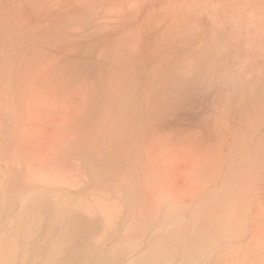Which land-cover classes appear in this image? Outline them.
<instances>
[{
    "label": "rangeland",
    "instance_id": "obj_1",
    "mask_svg": "<svg viewBox=\"0 0 264 264\" xmlns=\"http://www.w3.org/2000/svg\"><path fill=\"white\" fill-rule=\"evenodd\" d=\"M5 1H6V3H5ZM5 1L0 0V4H1L0 5V12L1 13L2 12H8L9 14L7 16L12 14L11 15L12 17L10 16L11 18L9 19L6 16V13H4V14L2 13L3 15L6 16L5 21H8V23L10 22L9 24H7V25L5 24V26H2L3 27L2 30H4V32L6 33V31L9 29L12 31V29H14L12 27H14L15 25H16L15 27H18V28H15V30H14V32L16 34L13 33V31H12V33L15 34V35L11 34L13 39H12L11 35L9 36V38H11L10 40H12V41H10V40L6 41V43L8 42V44H9V46H6L8 48L5 51L1 50L3 48L0 49L2 56H3V53H2L3 51H4V53L7 52V54H9V55L5 54V56H6L5 58L7 60V58L9 57L7 61L8 62L11 61V65L13 66V67L10 66V69L13 68L15 70V72L13 70H11L13 72L8 73L10 75L12 74V76L9 75L10 77L8 80H7L8 74L6 73L7 76L5 79L6 80L5 83H7V82L8 83H7V85L4 83L3 84H4V86L5 85L7 86V88L6 87H4V88H6L9 95H10V93H11V95L16 94L17 97H15V98H17V99L15 100L14 96L11 97V95L9 96L8 94L4 97H6V99H7V96H9L8 99L11 97L13 100H15V102L18 101L16 103L17 104L20 103L21 106L19 105L17 107L18 108L20 107L18 110L21 109L19 111L21 113H19L17 111L18 112L17 115H16V113L12 114V113H14V111H13L12 113H9L12 115H9L7 112H10V110H11V107L8 106V104H10V103L7 102V106H8L7 112L4 108V106H2L3 107L2 110L5 111V120H7L8 118H10V116H13V115H15L16 117L18 116L17 118L12 117L13 120H12V118H10V120L8 119L6 122L11 121V123H13V124H14V122H17V121L18 122L14 125L12 124L13 125L12 126V125H10L11 123L7 124L6 122L5 123L3 122L4 123V125H3V124H1L2 120L0 121L1 122L0 124L4 126V127L3 126L0 127V134L1 135H2V133H1L2 130H3V135H6L5 133L9 132L10 130L11 131L14 130L13 135H15V133L17 134L16 136H14V137H16L15 139H13L14 137L10 138V136L12 137V134H9V133L7 134V135H9L8 138L11 139L13 142L12 141L9 142L10 140H7L8 138L5 139V137L3 138V136L0 135V147H3V145H4L3 140L4 139L7 141L6 144L9 142L7 144V147H9L7 149V152L8 151H11V152L13 151V152L12 153L8 152V155L10 154V156H8V162L13 163V162H15V160L16 161L18 160V162H16V164L19 163V164H17L18 166L14 168V167H11L9 163H7L9 166L6 164L7 160L6 161L4 160L5 164H3V162H1L2 160L0 159L1 160L0 165L2 168L4 167L8 170V168L11 167L10 170H15V171L18 168L17 169L18 172H22L23 174H25V177L29 176L31 178V179L26 178V180L30 179L29 182L33 180V182H35L37 186L46 185L45 182L42 181V178L44 176H48L50 178V181H52V183L49 185H46V186H49V190H50V192H52L50 194H52V195L56 194L57 195V196L55 195V198H57V199H58V195L59 196L60 195L61 196H69L70 195L69 193H72V196L75 197V195L79 191L80 192L78 194L88 193V187L90 188V175H89L88 169L85 165V157L91 153L94 154V152L96 153V151H100L101 148L104 146V145H102V143L105 141L107 142L113 138V135L115 134L114 133L115 130L113 129L114 127L111 128L114 130V132H113V130L111 131V129H110V131H108V129H107L108 127L110 128L113 124L118 123L117 114L113 113V111H115L118 108L117 112L118 113L120 111L122 112V110H123L122 108L125 106V104L127 102L126 98L128 99V97H129V96L126 97V95L130 92L129 91L130 89H128V87H130V86H128V87L126 86V88H125L123 85H127L130 81H134L135 83H133V85L135 87H137V89L135 88V90H134V94L137 92L136 95H138V93L142 89L144 94L142 92H140V93H142V95L140 94V97L145 95V92L143 89V87H144L146 93L150 95V93L147 92L146 88L147 89L151 88L150 90L154 91V92L150 91L151 94L152 93L156 94V95L152 94L153 98L152 97L151 98L155 99L156 101L153 100V104L155 107V109H154L153 106L152 107L150 106L151 108H149L148 107L149 105H147V106L144 105V102H145L144 100H145L146 96H149V95H145L144 98H142V97L137 98L136 97V102L138 99V101H140L139 104H141V106L144 105L145 107L144 106L140 107V105L136 103L139 106L133 107V108H135L133 111H135L136 108H138V110L140 108L141 109V110H139L140 113H143L142 111H145L146 114H149V117H151L153 114L147 113V112H150V110L152 109L153 113L158 114L157 109L158 110L160 109L159 114H158L159 117L157 116V114L153 115L154 118H156V119L153 118L154 121L152 119H149V117H147V115L144 114L146 116L145 117L146 120L148 118L149 121L147 122L144 119V122H145V124L143 122L144 125H142V124L139 125L137 123L138 128H135V131H137V134H136V136L133 137L134 141L132 140L133 138H130L131 143L127 142V145H126L127 149H126L125 154H126V156H129L130 158L127 159L125 164L129 168V171L132 172L131 174L130 173L129 174L133 176V182L135 183L136 187L138 186L137 187L138 190H140L141 189L140 187L144 185L143 187L146 188V190H145V188L143 189L144 193L146 194V192H147V195L151 194V197H154L153 194L156 193L155 191L157 190V194H155V198L148 199V200L151 201L152 203H154L153 205L157 206L158 208L160 206L164 207L165 204H167L168 206L167 207L165 206L164 209L168 208V207L170 208V206L173 204L177 203L179 205V201L181 204L185 203L186 205L190 203V207H191V204H192L191 202L196 203V201L199 198H202V197H200V195L202 194L204 196L205 192H207V194L208 193L209 194L214 193V195H213L215 197L214 199H216L219 202L220 200H222L220 198V196L222 197V194L216 195V193H217L216 191L218 190V188H220L219 190H222L221 189L222 185L224 187L227 184L226 187L223 188L226 191L227 186H229L228 183L234 182L235 186H234V183H232L233 188L231 189L232 184L230 185V190L228 188V192L230 193V195H228V193L226 194V196H228L227 201L232 199L230 202H232V201L234 203L236 202L237 205L234 204L236 206V208H237L238 204H239V206H243V209H244L243 212L244 213H243V216L241 217L243 220H241V219L238 220L242 223L239 224L237 227H239L241 225V227L245 230V232H248V233L245 234L244 231L242 232L244 234V235L243 234L241 235V237L243 239L240 238V236H239V239L235 240V239L231 238L232 237L231 234L229 236H227V238L225 237L226 239H228V237H230L231 241L235 240V241H233L234 242L233 247L237 246L235 248H233L231 246L228 249L231 250V248H232L234 251V249L238 248L237 251H239L238 254H240V249L242 247H243L242 250L244 248L246 249V247H248L249 250H251L250 248H252L253 249L252 251L256 252L257 248H259L261 246L258 247L257 245H255L256 244L255 239L261 240L260 242H262V244L264 246V238H262L264 236V230H263V228H264V168H263L264 167V161L262 163H256V161H258L257 159L259 158V156L261 154L258 155V158L255 157L256 155L253 156V154H252V153H254V154L256 153V148H258L260 146V143H262L263 140L261 142H260V140L263 138V135H264V131H263L264 128H262L264 126H261L264 123L263 122L264 121V111H262V110H264V102H263L264 101V0H255V1L249 0L248 2H247V0L246 1L245 0H243V1L242 0H229V1L228 0H40V1L38 0V3H36L37 0H16V1L15 0H12V1L5 0ZM231 1H233L234 4H232L233 2L231 3ZM39 2H42V3L39 4ZM13 3L14 4L16 3V4L14 5ZM7 4H9L11 8L9 7V5H8L9 8L8 7L6 8L5 5H7ZM12 5H13V7H12ZM32 6H33V8H32ZM6 9H9V10L7 11ZM10 10H12V11L9 12ZM88 13L90 14V16ZM84 14H86V15L88 14L89 18H88V16H86ZM1 18H3V17L1 16ZM1 18H0V20H1ZM78 18H79V20L76 21V19H78ZM82 18H85V19H82ZM15 19H16V21H15ZM9 20H11L12 22ZM18 20H20V22ZM1 22H4V21L1 20L0 23ZM18 22H19V24H18ZM77 22H78V24H77ZM5 23H7V22H5ZM12 23H14V24H12ZM64 23H68L67 26L69 24L72 25L73 23H75L77 25L74 26L75 25L74 24L73 27L72 26L70 27V25H69V27L66 28L67 26H66V24L64 25ZM10 24H12L13 26ZM58 24L61 25V27H58L57 28L58 30H57L55 26H58ZM9 25L12 27L10 28ZM19 25H21V27ZM79 25L81 28L78 27ZM49 26H50V28H49ZM4 27L7 29H5ZM23 27H24V29H23ZM60 28H62V29H60ZM10 30H9V32H10ZM0 32H1V30H0ZM5 33H4V35H5ZM1 34L3 36V31L0 33V37H2ZM132 34H134L135 37ZM16 35H18V36H16ZM25 36H27V37H25ZM3 38H5V36ZM7 38H8V36H7ZM15 38H16V43H14ZM50 38H52V39H50ZM5 39H1V40H3V43H5L4 42ZM55 39L57 41L60 39L61 41L59 40L58 42H56ZM123 39L125 42L122 41ZM18 40H21V41H18ZM22 40H23V42H22ZM33 41L35 42V44L33 43ZM37 42H38V44H37ZM122 42L125 44L126 43L128 44L129 42L130 43L128 44L129 46H127V45H124ZM137 42H138V44H137L138 47L136 46ZM0 43H1L0 46H3L2 41ZM43 43L47 44V48L49 46V48H48L49 52L47 50H45L46 51V53H44L45 55L41 54L42 53L41 50L44 51V49H42V47H41L42 46L41 44H43ZM16 44H18L17 46H19V44L21 45L18 48L23 47L24 49L25 48L26 49L25 50H22V48H20L21 50L20 49L19 50L14 49L15 48L14 46H16ZM22 44L24 46L27 44L26 45L27 47L26 46L24 47ZM33 44H34L33 47H35L34 49L32 48ZM116 44H117V47L119 45H121V46H119L117 49ZM130 44H132V46H133L132 48H131ZM11 45L13 46V49L10 48ZM37 45H40V46H37ZM52 45L53 46L55 45V47L52 48ZM101 45H102V47H100ZM109 45H111L112 47ZM155 45H157V46L159 45V46L156 47ZM17 46H16V48H17ZM44 46H46V45H43V48H44ZM50 46L52 49L50 48ZM126 46L130 47V49H127ZM103 47H104V50H103ZM120 47L121 48L123 47V49H121ZM99 48H102V49H99ZM8 49H10L11 51ZM114 49H115V51H113ZM126 49L129 50V52L126 51ZM26 50H28V52ZM52 50H54V51H52ZM107 50H109V51L107 52ZM110 50H112L113 52L112 51L110 52ZM117 50L123 52V54L125 52L126 56H127V54H130V55L132 54V52H130V51L136 52V53L134 52L132 54V56L135 55V57L127 56V57H129L128 60H130V58H131V60L129 62L131 64L129 66L127 65L128 64L127 62L124 64V62H125L124 58H123L124 62L121 60L123 62V66L126 65L125 69H128L129 72L131 73V75L129 76L130 80H128L129 77L128 78L123 77V79L125 78L128 80V83L126 81L125 84L122 85V88H121V89H123L122 92L120 89H118V91H116V93H119V90H120L121 94H118L119 97L116 93L115 94L117 95V97H116V95L114 96L112 93H111L112 97L110 96V93H108L109 96H108V94L103 95V97L104 96L108 97V99H107V97H106V99L104 97V99L106 100L105 105L107 103L108 104L107 106H109V104H110L107 102L109 100V98H111V100H112L115 97L114 98L115 100L114 99L113 100L115 102L116 107H115V109L113 107V109H112L113 111L111 109L108 110V108L103 109L106 106H103V108H100V109H102V111L105 110L106 113L109 112V113H107L109 115H110V113H111V115L115 114L116 117L114 115H112V116H114V118H112V119L115 122L113 120L112 121L110 120L111 115L106 116L105 115L106 113L104 114L105 111L103 113L100 111L101 114L100 113L99 114L101 116H99V115L95 116L96 115L95 113H97L96 109H92L95 111V112L92 111V112H94L93 114H95L94 115L95 118H93L94 116L92 115V112L90 113V111H91L90 108H88V109H90V111L87 109L86 112H83L87 108L86 106L89 107V105H86V104L91 105V103L94 102L93 100L96 99L94 97L95 96L94 95L93 96L94 99L93 98H92V100L89 99L92 102H90V103L86 102V104H85V101H86V98L88 95L87 94L88 90H90V88H91L92 93H93V91L95 92V89L99 90V85H98V88H96L97 87L96 84H98L97 82H99L101 88L102 87L106 88V86L109 84V83H107V85H106V82H105V81H108L107 77H109V80L111 78H113V79L116 78V77H114L116 75H113V74H115L114 70H115L116 66L122 67L121 61H120L121 62L120 66L117 65V64H119L118 60H117L118 63L116 61H114L116 63L113 64V59H119V60L122 59V58H119L120 55L117 58H113V55L118 52ZM185 50H186V52H185ZM8 51H10V52H8ZM33 52H36L38 54V56L39 55H41V56L38 57L36 55V53H33ZM96 52H98V53L96 54ZM102 52H105V53H102ZM126 52H127V54H126ZM107 53L108 54L110 53V54L108 55ZM118 53L120 54V52H118ZM187 53L189 56L187 55ZM33 54H34V57L32 56ZM29 55H31V56H29ZM106 55H108V57L110 59L112 57L111 62L113 65L110 64L111 62L108 63L109 58ZM121 55H122V53H121ZM125 55H123V57H126ZM160 55H162V56H160ZM2 56H0V57H2ZM23 56L24 57L27 56V58H25V59L29 63L26 61L25 62L22 61L24 59ZM28 56L30 57V59ZM103 56L105 59L107 58L108 60H105L103 58ZM20 57H22V58H20ZM41 57H42V59H41ZM114 57H116V55H114ZM127 57H126V60H127ZM3 58H4V56H3ZM19 58L21 59L22 62L25 63V64L21 63L22 67L20 66L21 61L17 62L20 60ZM81 59L82 60L84 59V61H82ZM159 59H160L161 63L162 62L163 63L160 65V67H158L159 70L156 71L157 69L155 70L154 66H157L160 64V61H158ZM6 60H4V61H6ZM103 60L106 61L107 63H104ZM0 61L3 62V60H1V59H0ZM30 61L31 62L33 61L32 63H37V64L36 65L32 64V63H30ZM70 61H72V62H70ZM141 61H143V62L141 63ZM8 62H6L7 65H9ZM144 62L146 63V65ZM199 62H201V63H199ZM27 63H28V65H26ZM81 64H83V65H81ZM108 64H110L109 65V67L111 66L110 68L113 67L112 68L113 69L112 74H110L112 72L111 69L106 68L108 66ZM152 64H156V65H152ZM7 65L4 68H6ZM25 65H26V67L27 66L28 67L26 68ZM29 65H31L33 67V69H32V67H29ZM95 65H97V66H95ZM16 66L17 67L19 66V68H18L19 70L17 69ZM82 66H84V67H82ZM101 66H102V68H101ZM130 66H132L133 68ZM164 66H166V67H164ZM81 67H82V69H81ZM96 67H100L101 69L96 68ZM152 67H154V70L156 71V73H159V76H157L158 74L153 75L154 72L151 70ZM171 67H175V68H171ZM179 67L181 69H184V70H182V74H180L181 69H179ZM8 68H9V66H8ZM8 68H6V70H8ZM90 68H91V70H90ZM129 68H131V69H129ZM176 68L179 69L178 72H177ZM2 69L3 68H1V70ZM20 69L23 71H21ZM28 69H30V70L25 73L24 71L28 70ZM34 69H36V70H34ZM116 69H118V68H116ZM133 69H135L136 74L134 73ZM170 69H172V70H170ZM96 70L97 71L100 70L101 74L104 72L103 76L101 77V75L99 74L100 77H98V73H94V72H96ZM147 70H148L149 75L147 74L145 76ZM167 70L169 72H167ZM174 70L177 73H174ZM11 71H9V72H11ZM83 71H85L86 74ZM88 71L91 75L88 73ZM107 71L110 73L108 74ZM125 71H124V73H125ZM140 71H142V72H140ZM117 72L118 71H116V74H117ZM151 72H153V73H151ZM22 73H25V74H22ZM75 73L77 75H79V78H80L79 80H81L82 82L85 81V80H82L83 76L86 77L87 83L85 84V82H84V84H83L84 87H83V85L81 87V88H85V86L87 85L86 88H88V86H89L88 90L84 89V91H86V92L82 91L83 89L81 90V92L79 91L80 86L77 84L78 83L80 84L81 81L78 80V82H77V80L76 81L74 80L75 78L76 79L78 78ZM105 73H106V75H109V76H105ZM161 73L163 75L162 78L160 77ZM16 74H18V76ZM26 74H27V76H25ZM127 74H128V72H127ZM133 74H135V75H133ZM0 75H1V73H0ZM104 76L107 78L106 80H104V78H105ZM119 76H120V78L122 77L121 74H119ZM153 76L157 77V80ZM181 76H183V78H181ZM87 77H88V79L90 78L89 80L92 79V82L90 81L91 83L88 82L89 80L87 79ZM95 77L100 78V79L103 78V79H101L99 81L96 80V84H95V79H96ZM142 77L144 79H142ZM146 77H148L149 79L147 78V80H146ZM159 77H160V79H159ZM22 78H24L26 80H24V79L22 80ZM121 79L118 82H117V79L114 80L115 81L114 86L113 85L110 86V84H109V86H107V87H109V90L111 87L119 88V86L117 84L120 85V83L121 82L123 83V81H124V80L121 81ZM174 79H176V80H174ZM17 80L20 82L21 86L16 84V83H18ZM164 80H166V81H164ZM73 81H75V84L73 83ZM179 81H181V82L183 81V82L179 83ZM116 82H117V84H116ZM145 82H147V83H145ZM166 82H168L167 84L171 85V86L169 87L168 85H166ZM130 83L128 85H131V87H133L132 84H130ZM175 83L177 86L176 89L174 88ZM89 84H92L93 86L90 87ZM102 84H105V86ZM135 84H137V86ZM164 84L166 86V89H165ZM115 85H117V86H115ZM145 85H146V87H145ZM140 86H141V88H140ZM148 86H150V87L148 88ZM151 86H153V87H151ZM1 87H3L2 84H1ZM123 87L125 89H128L127 94L124 93ZM2 89L3 88H1V90ZM104 89L102 91L101 90L100 91L102 93H104ZM105 90L107 91L108 89H105ZM138 90H139V92H138ZM170 91H172V93ZM91 92H89V93L91 94ZM114 92H115V90L113 91V93ZM123 93L125 95H123ZM131 93H133V91ZM3 94H2V96H3ZM134 94H133V96L131 95L133 98H134V96H136ZM172 94H174V95H172ZM176 94H178L177 98L175 96ZM21 95H23V96H21ZM89 95H88V97H90ZM100 95L101 94H99V96L95 100L96 102H97V100H102V102H103V97L101 99H98L100 97ZM121 95H123V96H121ZM179 95H180V97H179ZM120 96L122 98H120ZM132 97H131V99H133ZM157 97H159V99ZM162 97H163V99H161ZM174 97H175V99H174ZM151 98H150L151 102L147 101L145 104L150 103L151 105H153ZM257 98L259 100H257ZM6 99H5V102H6ZM139 99H142V101ZM157 99L159 101H157ZM172 99H174V100H172ZM111 100H109V101H111ZM118 100H119V102H117ZM128 101L130 102V100H128ZM162 101H164V102H162ZM129 102H127L128 105L129 104L132 105ZM131 102H133V101H131ZM134 102H135V100H134ZM154 102L155 103L158 102V104L157 103L155 104ZM167 102L169 103L168 105H167ZM13 103L14 102L12 101V105L11 104L10 105L13 106ZM163 103H165V104H163ZM111 104H113V103H111ZM136 104H133V106H135ZM14 105H15V103H14ZM97 105H99V102ZM97 105L95 107H97ZM259 105H261L262 107H260ZM99 106H101V105H99ZM110 106L112 107V105H110ZM167 106H168V108H167ZM14 107H16V106H14ZM126 107H127V105H126ZM130 107H132V106H130ZM0 109H1V103H0ZM126 109H128V107ZM130 109L132 110V108H130ZM153 109H154V111H153ZM12 110H13V108H12ZM146 110H148V111H146ZM123 111L125 112L127 110H125V108H124ZM161 111H165V112L162 113ZM6 113L9 116V117L7 116L8 118H6ZM86 113H90L91 116H93V117L89 116L90 117V119H89ZM130 113H131L130 115H132V112H130ZM83 114H85V115H83ZM161 114H162V116L164 115V117H162ZM249 115H251V116H249ZM1 116L2 115H0V117ZM82 116H83V118H81ZM253 116H256L255 119L258 120L257 121L258 125H257L255 130L253 129V127L255 125H253L252 128L249 126V124H252V123H249L250 118H251V121L254 120ZM100 117L101 118L103 117V118L101 119ZM108 117H109V120L112 122V125L110 124V121L107 120ZM1 118H4V117L2 116ZM87 118L90 121L86 122L88 120ZM81 119H83V120H81ZM103 119L105 122L103 121ZM91 120H96V121L92 122ZM256 120H255V122H256ZM261 120H263V121H261ZM97 121H98V123H97ZM99 121L103 122V125H101V123ZM106 121H108L110 125L105 124V123H108ZM80 122H82L84 124H85V122L88 123V124H85L86 126L88 125L86 129L84 128L86 126L83 124L84 125L83 129H85L84 132L89 131V133L82 132V130H81L82 125H80L82 123H80ZM89 122L94 123V124H91ZM146 122L149 124H147ZM150 123H151V125H150ZM77 124H79L80 126ZM93 125L96 126V129H98V130L94 131L93 129H95V127ZM100 125L102 126V128ZM104 125H107L108 127H105ZM5 126H6V128H5ZM7 126H11V127H8L9 129H7ZM91 126L94 128H91ZM103 126L105 127V129L103 128ZM145 126H146V128H145ZM16 127H17V130H16ZM78 128L81 130L80 132H79ZM87 129H91V130H87ZM4 130H5V132H4ZM76 130H78V132ZM104 130L108 132V135ZM11 131H10V133H11ZM81 132L83 133V136L85 135L84 138L83 137H80V138L77 137V138H75V140H73L75 135L78 133H79L78 136H82ZM91 132H92V134H91ZM110 132L112 135L110 134ZM194 132H196V133H194ZM87 134H89V135H87ZM150 134H152V135H150ZM261 134H262V136H261ZM102 135H104V137ZM106 136H107V138H106L107 140H105ZM259 137L261 138L260 140H259ZM17 138H19V139H17ZM98 138H99V140L96 142V139H98ZM78 139H81V140H78ZM5 140H4V142H5ZM141 140H142V142H141ZM16 141L19 142L20 145ZM73 141H74V143H73ZM79 141L80 142L82 141V142L80 143ZM91 141H92V143H89ZM15 142L17 145H15ZM77 142L79 144H77ZM98 142H99V144L97 145ZM183 142H184V144H183ZM87 143H89V144H87ZM252 143H253V145H252ZM12 145L18 146L19 148L17 147V149L19 152L17 151V153H20V151H21V154L18 155L16 153H14V152H16L15 150H17V149L15 147L11 149ZM95 145H97V146H95ZM263 145L264 144L262 143V146ZM68 147L69 148L73 147V148H71V150H70V149H68ZM65 148H67V149H65ZM95 148H97V149H95ZM92 149H94V152ZM261 149H263V148H261ZM22 150H23V153H22ZM68 150L72 151V152H68ZM1 151H4V150H0V152ZM257 152H259V150ZM27 153H28V156H27ZM245 153H247V154H245ZM3 154H4V152H3ZM3 154H1V155H3ZM29 154H30V156H29ZM244 154L247 155V157L249 156V154L251 155V158L248 157V159H251V160H248L249 164H248L247 158L244 156ZM263 154H264V151H263ZM1 155H0V158H1ZM20 155L23 156L26 161L24 160L22 162L21 160H23V159ZM143 155H144V157H143ZM14 156H16V157H14ZM71 156H72V159H71ZM263 156H262V158H263ZM4 157L6 158L7 154ZM9 157H11L10 160H9ZM17 157H19V158H17ZM243 157H245L246 160H245V158L243 160ZM252 157H253V160L256 159V160H254L255 162L252 161ZM52 158H54V159H52ZM151 158H153V159H151ZM2 159H4V158H2ZM11 159L13 160L12 162H11ZM241 159L244 162H241L242 161ZM232 160H234V162ZM134 161H136V162H134ZM235 161H237V162H235ZM259 161H262V159L260 158ZM238 162H239V164H237L238 167L241 166V167H239L240 171H241V168L243 171H245V168L247 170L250 169L252 167L251 165H253V166L255 165L256 169L253 170L254 171L253 174L252 173L250 174V171L252 172L253 167L250 169L249 172H246V174H243V171L240 172L239 168H237V165L234 164V163H238ZM146 163L150 164V166L153 163V165H152L153 167L152 166H151L152 168L149 167V165ZM14 164L15 163H13V165ZM16 164H15V166H16ZM143 164H144L145 168H142ZM231 164H232V167L236 166V167H234V171L237 172L236 169H238L237 173L234 172L236 174L229 172L230 168H232ZM242 166L244 167V169ZM247 166H248V168H247ZM21 167H24L25 169L21 168ZM140 167L143 170L140 169ZM161 167H162V169H161ZM147 168H148V170H146ZM3 169L0 170V171H3V172H0V174L5 173L4 170H6V169H4V170ZM38 169L40 172L38 171ZM232 169H231V171H232ZM258 169H260V171ZM145 170H146V172H144ZM139 173L140 174L142 173V174L138 175ZM230 173L233 174L234 176L231 175ZM239 173H241V174L239 175ZM248 173H249V175H247ZM158 174H160L159 175L160 178H159ZM229 174L231 175V177H229ZM154 175H157L158 181L155 179L156 176L154 177ZM237 175L240 177L241 183H239L238 180L237 181L239 184H241L240 185L241 187L238 185V183L236 185L235 180H236V178L239 179V177H237ZM241 175L242 176L245 175V176H247V178H245V176H244V178H242ZM251 175H254V176L256 175L257 177L255 176L253 178V176L251 177ZM161 176H163L164 178H162ZM249 176L251 177L250 178L251 180L249 179L250 182L247 181L248 183L246 184L245 182H246V180H248ZM135 177H136V179H135ZM60 178L63 179V181L57 183L56 180H59ZM139 178H141V179H139ZM142 178H143V182H142ZM201 178H202V180L200 181ZM228 178H232V180L229 181L230 179L228 180ZM160 179H161V181L159 182ZM233 179H235V180L233 181ZM243 179L245 181V182L244 181L243 182L246 184V186L248 184H250V185H248V186H250L248 188H246V186L244 184V186H245L244 190H245L246 194L245 193L243 194L244 191L242 193H240L243 190L242 189L243 185H242V181H241ZM255 179L258 181H256ZM139 180H141V181H139ZM223 180H225V181H223ZM73 181H75L77 183L76 186L70 185L71 184L70 182H73ZM162 181H163V183H161ZM203 181H204V183L202 184ZM226 181L227 182L229 181V182L227 183ZM156 182L158 184L157 186H155ZM4 183L5 182L1 183L0 188H3L1 186L6 185ZM151 183H153V184H151ZM87 184L89 186H87ZM244 186H243V188H244ZM148 187H150L151 190H150V188L148 190ZM152 187H153V189H152ZM157 187H159V188H157ZM238 187H240V188L238 189ZM58 188H59V191L56 190ZM83 188H85V189H83ZM155 188H156V190H155ZM158 189H160V190H158ZM247 189L248 190L250 189V190L246 191ZM70 190L71 191L73 190V191L71 192ZM141 190L139 191V193L143 192ZM92 191H93V189H91V191L88 194L90 195V193H92ZM149 191H150V193H149ZM219 192H222V191H219ZM232 192H234V194ZM222 193H223V196H225L224 192H222ZM239 193H240V195H239ZM94 194H96V195H94V198L91 199L92 201H98L99 197L100 198L102 197L101 198L102 200H104L105 198H107V199L112 198L113 201L114 200H115V202L118 201L117 198L110 196L107 193L106 194L104 192L102 193V191H99V194H97V191H96ZM142 194L143 193H140V195H142ZM232 194H233V196H232ZM89 195H86V196H88L90 198L93 197L92 195L91 196H89ZM243 195H245V196H243ZM148 196L150 197V195H148ZM209 196L210 195H208L207 197L209 198ZM213 196H211V198H213ZM226 196L224 198H226ZM230 196H232V197H230ZM144 197L146 198V196H144V194H143V198ZM149 197H147V198H149ZM147 198H146V200L144 199L145 202L147 201ZM228 198H229V200H228ZM248 198H250V199H248ZM94 199H96V200H94ZM109 199L107 201H109ZM204 199H201V200L203 201ZM241 199H242V201H240ZM159 200H160V205H159ZM174 201H176V203ZM172 202H173V204L169 205ZM108 203H110V201ZM162 203H164V205H161ZM225 203L227 204V202H225ZM146 204L147 203H145L142 207L143 208L146 207L145 206ZM181 204H180V206H181ZM229 204H231V203H229ZM150 205L149 206L147 205V207L150 208L152 206V205L151 206ZM178 205L177 206L173 205V206L178 207ZM228 206H230V205H228ZM247 206H249V207L247 208ZM157 207H155V208L158 210ZM176 209H178V208H176ZM186 209H184L185 213H186ZM188 209H189V207H188ZM216 209L218 210L217 207H216ZM150 210H155V209H153L151 207ZM179 210H180V208H179ZM188 211L190 212V210H188ZM188 211L186 213L187 217H188L187 214H189ZM219 211H220V209H219ZM222 211H224V210H222ZM231 211H230V213H231ZM236 211L237 210H235V212ZM261 212H263V214ZM238 215H240V213H238ZM243 217H245V218H243ZM244 219H245V221H244ZM236 223H237V221H236ZM258 224L260 226H258ZM175 227H173V228H175ZM237 227H236V229H237ZM258 227H259V230H258ZM155 228L157 229V227L151 228L149 230V233L152 232V229L154 230ZM245 228H247V229H245ZM156 229L154 232H156ZM231 230H229V231L232 233ZM255 230H257V231H255ZM235 232H236V230H235ZM251 233H252V236H251ZM238 234L239 233H237V235ZM150 235H148L150 237V239L148 238V236H146L147 240H152L151 236L153 234L151 236ZM233 236H235V234ZM248 237H249V239H248ZM234 238H237V237H234ZM145 240L146 239H144L143 241L145 242ZM221 240H223V239H221ZM243 240H245V242ZM239 241H241V243ZM220 242H218V245H222V243H220ZM230 242H227V243H230ZM250 242H251V244H250ZM252 242H254L255 244ZM223 243H225V242H223ZM235 243H236V245H235ZM243 243H245V244H243ZM262 244L260 243L258 245H262ZM225 245H227V244H225ZM239 246H240V248H239ZM253 246H254V248H253ZM142 247L144 248L145 246H141V249H142ZM221 247L222 246H220V248ZM220 248L217 247V249H219V251H220ZM222 249H223V247H222ZM222 249H221V251H222ZM258 250H260V251H258ZM258 250H257V253L259 254V256L264 254L263 249L262 250L258 249ZM252 251H251V253H253ZM261 251H263V252H261ZM214 252L215 253H212V256L213 255L217 256L216 251H214ZM232 252L230 254L231 257L233 256ZM217 253H219V252H217ZM245 253H246V250H245ZM247 253H248V251H247ZM251 253H249V255ZM223 254L224 253H222L221 256L220 255L219 256L222 257L225 255V254L224 255ZM254 254H255L254 256L252 254H251L252 256L250 255L251 257H250L249 261L247 259H245L247 256L243 258L244 254L242 255V257H239V258H241L243 260L242 261L243 264H245L244 263L245 260H247L249 264L250 263L252 264L251 260L255 259L256 258L255 256L257 255L256 253H254ZM227 255H229V254L227 253ZM230 255L228 257H230ZM214 256H213V258H214ZM259 256L257 255V257H259ZM224 257H227V256L225 255ZM224 257H222L223 259H221V258L218 259L219 263L221 260L224 261ZM233 257H235V256H233ZM215 259H216V257H215ZM226 260H228V258ZM255 260H253V262ZM259 260H260V258H259ZM247 261H246V264H248ZM256 261H258V260H256ZM198 262H199V260H198ZM224 262L221 264H225ZM262 263H263V260L261 259V264ZM195 264H198V263H195Z\"/></svg>",
    "mask_w": 264,
    "mask_h": 264
},
{
    "label": "bare ground",
    "instance_id": "obj_2",
    "mask_svg": "<svg viewBox=\"0 0 264 264\" xmlns=\"http://www.w3.org/2000/svg\"><path fill=\"white\" fill-rule=\"evenodd\" d=\"M2 1V0H1ZM3 1H5V0H3ZM8 1H12V0H8ZM16 1V0H15ZM40 1V0H39ZM229 1V0H228ZM243 1V0H242ZM246 1V0H245ZM249 0H247V2H248ZM255 1V0H254ZM14 2V1H13ZM224 2V1H223ZM233 1H231V3H232ZM252 2V1H251ZM2 3V2H1ZM5 3H6V1H5ZM36 3H38V0H37V2ZM35 3V4H36ZM40 3H42V2H39V4ZM97 3V2H96ZM226 3V2H225ZM12 4V3H11ZM14 4V3H13ZM16 4V3H15ZM14 4V5H15ZM18 4V3H17ZM122 4V3H121ZM232 4H234V2L232 3ZM1 5V4H0ZM8 5L9 4H7V5H5L6 6V8L8 7ZM95 5V4H94ZM23 6V5H22ZM21 6V7H22ZM119 6V5H118ZM2 7V6H1ZM9 7H10V5H9ZM8 7V8H9ZM12 7H13V5H12ZM3 8V7H2ZM11 8V7H10ZM32 8H33V6H32ZM7 11L9 10V9H6ZM39 10V9H38ZM12 10H10L9 12H11ZM24 11V10H23ZM84 12V11H83ZM1 13V12H0ZM3 14L4 13H6V16L9 14L8 12H2ZM1 13V14H2ZM0 14V15H1ZM1 15L3 18H1V16H0V18H1V20L2 21H4V22H1L0 23V30H1V32L3 31V36H2V34H1V36L2 37H0L1 39H5L4 40V42L5 43H3V40H1L0 39V42L2 41V45L3 46H0V49L1 48H3V49H1V50H6L8 47H6V46H9V44H8V42L6 43V41H9L11 38H9V36L11 35V34H13V33H15L14 32V30H15V28H18V27H12L13 25L12 24H14V23H12V24H10V25H12V26H10L9 25V27L11 28H14V29H12V31H13V33H12V31L10 30V32H9V30H5L6 31V33L4 32V30H2V26H5V24L7 25V24H9L8 23V21H5L6 20V16L5 15ZM89 14V13H88ZM88 14L86 15V14H84V15H86V16H88ZM12 15V14H11ZM11 15H9V16H7L9 19L12 17ZM11 16V17H10ZM16 16V15H15ZM21 16V15H20ZM19 16V17H20ZM82 16V15H81ZM85 16V17H86ZM89 16H90V14H89ZM89 16H88V18H89ZM18 17V18H19ZM84 17V16H83ZM5 18V19H4ZM15 18V17H14ZM21 18V17H20ZM82 19H85V18H82ZM0 20V21H1ZM77 20H79V18L78 19H76V21ZM9 21H11V20H9ZM15 21H16V19H15ZM19 22H20V20H18ZM5 22H7V23H5ZM12 22V21H11ZM19 22H18V24H19ZM23 22V21H22ZM16 23V22H15ZM84 23V22H83ZM17 24V25H18ZM21 24V23H20ZM23 24V23H22ZM66 24V26H67V24L68 23H64V25ZM75 23H73L72 25H70V27L72 26L73 27V25H74ZM77 24H78V22H77ZM77 24H75L74 26H76ZM81 24V23H80ZM69 25L66 27V28H68L69 27ZM85 25V24H84ZM20 27H21V25H19ZM23 26V25H22ZM27 26V25H26ZM29 26V25H28ZM82 26V25H81ZM7 27V26H6ZM52 27V26H51ZM56 27V29L58 28V27H61V25H59L58 24V26H55ZM78 27H80V25L78 26ZM5 28V27H4ZM8 28V27H7ZM7 28H5V29H7ZM49 28H50V26H49ZM54 28V27H53ZM52 28V29H53ZM81 28V27H80ZM79 28V29H80ZM20 29V28H19ZM23 29H24V27H23ZM60 29H62V28H60ZM71 29V28H70ZM17 30V29H16ZM58 30V29H57ZM0 32V33H1ZM23 32V31H22ZM169 32V31H168ZM4 33H5V35H4ZM10 33V34H9ZM18 33V32H17ZM16 34V33H15ZM15 34H13V35H15ZM26 34V33H25ZM8 36V38H7V36ZM24 35V34H23ZM31 35V34H30ZM51 35V34H50ZM133 36H134V34H132ZM5 36V38H3ZM16 36H18V35H16ZM132 36V37H133ZM11 37H12V35H11ZM15 37V36H14ZM25 37H27V36H25ZM24 37V38H25ZM130 37V36H129ZM135 37V36H134ZM133 37V38H134ZM54 38V37H53ZM127 38V37H126ZM131 38V37H130ZM8 39V40H7ZM12 39H13V37H12ZM18 39V38H17ZM32 39V38H31ZM50 39H52V38H50ZM132 39V38H131ZM137 39V38H136ZM24 40V39H23ZM23 40H22V42H23ZM45 40V39H44ZM60 40V39H59ZM58 40V41H59ZM10 41H12V40H10ZM15 42L14 43H16V38H15V40H14ZM18 41H21V40H18ZM55 41L56 42H58L56 39H55ZM61 41V40H60ZM122 41H124V39L122 40ZM130 41V40H129ZM160 41V40H159ZM21 42V43H22ZM39 42V41H38ZM38 42H37V44H38ZM52 42V41H51ZM117 42V41H116ZM125 42V41H124ZM156 42V41H155ZM20 43V42H19ZM33 43L35 44V42L33 41ZM42 43V42H41ZM46 43V42H45ZM45 43H43V44H41L42 46V49H44V51L43 50H41V54H44V53H46V51L45 50H47L48 52H49V46H48V48H47V44H45ZM119 43V42H118ZM123 43V42H122ZM130 43V42H129ZM128 43V44H129ZM1 44V43H0ZM8 44V45H7ZM34 44L32 45V48L34 49L35 47H33L34 46ZM40 44V43H39ZM56 44V43H55ZM103 44V43H102ZM121 44V43H120ZM124 45H127V46H129L127 43L125 44V43H123ZM137 44H138V42L136 43V46H137ZM18 44H16V46H17ZM23 45V44H22ZM27 45V44H26ZM25 45V46H26ZM31 45V44H30ZM43 45H46V46H44V48H43ZM104 45V44H103ZM131 45V48L133 47L132 46V44H130ZM16 46H14L15 48L14 49H17V50H19L20 48H22V50H25L23 47H20V48H18L19 46H21L20 44H19V46H17V48H16ZM24 46V45H23ZM24 46V47H25ZM37 46H40V45H37ZM36 46V47H37ZM97 46V45H96ZM95 46V47H96ZM106 46V45H105ZM109 46H111V45H109ZM119 46H121V45H119ZM118 46V47H119ZM126 46V47H127ZM156 47H158L157 45H155ZM189 46V45H188ZM5 47V48H4ZM27 47V46H26ZM40 47V48H41ZM55 47V45L53 46L52 45V48H54ZM91 47V46H90ZM100 47H102V45L100 46ZM112 47V46H111ZM110 47V48H111ZM114 47V46H113ZM116 47H117V44H116ZM118 47H117V49H118ZM138 47V46H137ZM10 48H12L13 49V46L11 45V47ZM31 48V47H30ZM31 48V49H32ZM46 48V49H45ZM50 48H51V46H50ZM51 48V49H52ZM121 48V47H120ZM119 48V49H120ZM163 48V47H162ZM38 49V48H37ZM87 49V48H86ZM99 49H102V48H99ZM121 49H123V47L121 48ZM120 49V50H121ZM125 49V48H124ZM127 49H130V47H127ZM126 49V51H128L129 52V50H127ZM137 49V48H136ZM155 49V48H154ZM1 50H0V56H2L1 55ZM8 50H10V49H8ZM21 50V49H20ZM30 50V49H29ZM59 50V49H58ZM103 50H104V47H103ZM133 50V49H132ZM135 50V49H134ZM4 51L2 52L3 53V56H4V58H3V56L2 57H0V59L1 60H3V62L2 61H0V73H1V75H0V103H1V109H0V111L3 109V107L2 106H4V108H5V110H6V112H7V108H8V106L9 107H11V110H10V112H7L8 114L9 113H12L13 111H14V113H12V114H15L16 113V115H17V113L21 110H18L19 108L17 107V106H19L20 105V103L19 104H17L16 102H18V101H16L15 102V100L17 99V98H15V97H17V95L16 94H12L11 95V93H10V95H11V97H13L14 96V98H15V100H13L11 97L8 99V97L10 96L9 95V93H8V91L6 90V88H7V83H5V79H6V76H7V74L8 73H12L13 71L15 72V70L12 68V69H10V66L11 67H13L12 65H11V61L10 62H8L7 60H8V58H7V60H6V56H5V54L6 55H9V54H7V52L6 53H4ZM11 51V50H10ZM10 51H8V52H10ZM27 52H28V50H26ZM37 51V50H36ZM52 51H54V50H52ZM51 51V52H52ZM99 51V50H98ZM102 51V50H101ZM109 50H107V52H108ZM112 50H110V52H111ZM113 51H115V49L113 50ZM112 51V52H113ZM118 51V50H117ZM173 51V50H172ZM192 51V50H191ZM212 51V50H211ZM24 52V51H23ZM30 52V51H29ZM38 52V51H37ZM118 52H120V54L118 53ZM116 54H114V55H116V57H114V55H113V58H117V57H119V55H120V57L119 58H122V59H113V64L114 63H116L117 62V60L119 61V64H117V65H119L120 66V63L123 61L124 62V64L127 62L128 64V66L131 64V63H129L130 62V60H131V58H130V60H128L129 59V57L130 56H132V54L135 52V51H130V52H132V54L130 55V54H127V52H126V54H127V56H129V57H127L126 55H125V52H124V54H123V52H121V51H118ZM142 52V51H141ZM144 52V51H143ZM158 52V51H157ZM185 52H186V50H185ZM26 53V52H25ZM33 53H36V52H33ZM39 53V52H38ZM82 53V52H81ZM80 53V54H81ZM98 52H96V54H97ZM102 53H105V52H102ZM115 53V52H114ZM121 53H122V55H121ZM136 53V52H135ZM195 53V52H194ZM24 54V53H23ZM74 54V53H73ZM78 54V53H77ZM108 54V53H107ZM110 54V53H109ZM108 54V55H109ZM157 54V53H156ZM190 54V53H189ZM20 55V54H19ZM26 55V54H25ZM36 55L38 56V54L36 53ZM45 55V54H44ZM67 55V54H66ZM103 55V54H102ZM108 55H106L107 57H108ZM123 55H125L126 57H127V60H126V57H123ZM187 55H188V53H187ZM29 56H31V55H29ZM28 56V57H29ZM33 57H34V54L32 55ZM36 56V57H37ZM39 56H41V55H39ZM38 56V57H39ZM74 56V55H73ZM81 56V55H80ZM105 56V57H106ZM112 56V55H111ZM147 56V55H146ZM153 56V55H152ZM160 56H162V55H160ZM186 56V55H185ZM189 56V55H188ZM24 57V56H23ZM35 57V58H36ZM132 57H135V55H133ZM204 57V56H203ZM206 57V56H205ZM3 58V59H2ZM17 58V57H16ZM20 58H22V57H20ZM19 58V59H20ZM25 58H27V56H25L24 57V59L22 60V61H26V62H28ZM85 58V57H84ZM103 58H104V56H103ZM109 58V57H108ZM124 58V59H123ZM152 58V57H151ZM150 58V59H151ZM160 58V57H159ZM29 59H30V57H29ZM41 59H42V57H41ZM78 59V58H77ZM80 59V58H79ZM105 59V58H104ZM111 59H112V57H111ZM111 59L109 58V62L108 63H110L111 62ZM162 59V58H161ZM4 60H6V61H4ZM60 60V59H59ZM82 60V59H81ZM105 60H108L107 58L105 59ZM122 60V61H121ZM138 60V59H137ZM15 61V60H14ZM21 61V59L19 60V61H17V62H20ZM20 62V66L22 67V64L21 63H24V62ZM34 61V60H33ZM32 61V62H33ZM38 61V60H37ZM82 61H84V59L82 60ZM81 61V62H82ZM104 61V60H103ZM114 61H116V62H114ZM121 61V62H120ZM134 61V60H133ZM157 61V60H156ZM155 61V62H156ZM158 61H160V59L158 60ZM2 62V63H1ZM6 62H8V64L9 65H7L6 64ZM31 61H30V63H32ZM35 62V61H34ZM70 62H72V61H70ZM123 62L121 63V65H122V67H118V66H116V68H118V69H116L115 68V70H114V73L115 74H113V75H116V76H114V77H116V78H111L110 80H109V77H107L108 78V81H105L106 82V85H107V83H109L110 84V86L111 85H113L114 86V83H115V81L114 80H116L117 79V82L118 81H120V79H121V81H123V83L121 84L120 83V85L119 84H117V82H116V84L119 86V88H113V87H111L110 88V90H109V87H107V86H109V84L106 86V88L105 89H108L107 91L102 87L101 88V86H100V84H99V82H97L98 84H96V80H101V79H103V78H96L95 79V84H96V88H98V85H99V90H97V89H95V92L93 91V93L91 92L92 90H91V88H90V90H88L89 89V86H88V88H86V86H85V88H81L82 87V85L84 84V82H85V84L87 83V80H86V77H84L83 76V78H82V80H85V81H81V80H79L80 78H79V75H77L76 73V76L78 77L77 79L75 78L74 80L76 81L77 80V82H78V80L79 81H81L80 82V84L78 83L77 85H79L80 86V92H81V90L82 91H84V89H86V90H88V95L90 94L89 92H91V94L89 95L90 97H88V95H87V98H86V101H85V104H86V102L87 103H90V102H92V101H90L89 99H91L92 100V98L94 99V97L97 99V97L99 96V94H101L100 95V97L98 98V99H101L102 97H103V95H106V94H108V93H110V96L112 97V94L115 96L116 94L118 95V94H121L120 93V90H121V92L123 91V89H121L122 88V85L123 84H125V82L127 81V83H128V80H130V75H131V73L129 72V70L128 69H125L126 68V65H124L123 66ZM143 61H141V63H142ZM29 63V62H28ZM28 63L26 64V65H28ZM69 63V62H68ZM88 63V62H87ZM104 63H107L106 61H104ZM118 63V62H117ZM145 63V62H144ZM148 63V62H147ZM163 63V62H162ZM161 63V61H160V64L159 65H157V66H154L155 67V70L156 71H158L159 69H158V67H160V65L162 64ZM177 63V62H176ZM199 63H201V62H199ZM25 64V63H24ZM32 64H37V63H32ZM75 64V63H74ZM77 64V63H76ZM80 64V63H79ZM110 64H112V62L110 63ZM110 64H108V66L106 67L107 69H111V71L113 70L112 68H110L109 67V65ZM112 64V65H113ZM178 64V63H177ZM7 65V67L6 68H8V66H9V68H8V70H6V68H4L5 66ZM26 65H25V67H26ZM81 65H83V64H81ZM86 65V64H85ZM105 65V64H104ZM145 65H146V63H145ZM152 65H156V64H152ZM202 65V64H201ZM3 66V67H2ZM24 66V65H23ZM60 66V65H59ZM80 66V65H79ZM87 66V65H86ZM85 66V67H86ZM95 66H97V65H95ZM148 66V65H147ZM17 67V66H16ZM20 67V68H21ZM24 67V68H25ZM28 67V66H27ZM26 67V68H27ZM29 67H32L31 65H29ZM82 67H84V66H82ZM82 67H81V69H82ZM104 67V66H103ZM130 67H132V66H130ZM149 67V66H148ZM154 67H152V71L154 72H151V73H153V75L154 74H158L157 76H159V73H156V71L154 70ZM157 67V68H156ZM164 67H166V66H164ZM176 67V66H175ZM175 67H171V68H175ZM197 67V66H196ZM199 67V66H198ZM1 68H3L2 70H1ZM19 68V66L17 67V69ZM35 68V67H34ZM87 68V67H86ZM96 68H99V69H101L102 68V66H101V68L100 67H96ZM123 68V69H122ZM133 68V67H132ZM170 68V67H169ZM168 68V69H169ZM23 69V68H22ZM31 69V68H30ZM30 69H28V70H25L24 72L26 73L27 71H29ZM32 69H33V67H32ZM80 69V68H79ZM80 69V70H81ZM84 69V68H83ZM120 69V70H119ZM122 69V70H121ZM129 69H131V68H129ZM137 69V68H136ZM145 69V68H144ZM163 69V68H162ZM161 69V70H162ZM177 69V72H178V70L179 69H181L180 67H179V69L178 68H176ZM201 69V68H200ZM11 70H13V71H11ZM19 70V69H18ZM21 70V69H20ZM34 70H36V69H34ZM90 70H91V68H90ZM126 70L127 72H128V74H127V72L125 71V73L128 75H126L125 73H124V71ZM170 70H172V69H170ZM182 70H184V69H181V73L180 74H182ZM9 71H11V72H9ZM21 71H23V70H21ZM103 71V70H102ZM106 71V70H105ZM116 71H118L117 72V74H116ZM121 71V72H120ZM123 71V72H122ZM133 71H134V73H135V69H133ZM198 71V70H197ZM32 72V71H31ZM83 72H85V71H83ZM108 72V71H107ZM140 72H142V71H140ZM160 72V71H159ZM167 72H169L168 70H167ZM177 72H175V70H174V73H177ZM180 72V71H179ZM186 72V71H185ZM4 73V74H3ZM7 73V74H6ZM25 73H22V74H25ZM82 73V72H81ZM88 73H89V71H88ZM94 73H98V77H100V75H101V77L103 76V73L101 74L100 73V70H96V72H94ZM93 73V74H94ZM110 72H108V74H109ZM113 73V71L110 73V74H112ZM173 73V72H172ZM19 74V73H18ZM18 74H16L17 76H18ZM72 74V73H71ZM70 74V75H71ZM80 74V73H79ZM85 74H86V72H85ZM90 74V73H89ZM100 74V75H99ZM119 74H121V78H120V76H119ZM136 74V73H135ZM135 74H133V75H135ZM148 74V70H147V72H146V74H145V76ZM10 74H8V77H7V80L9 79V77L10 76H12V74L9 76ZM88 75V74H87ZM91 75V74H90ZM149 75V74H148ZM152 75V74H151ZM161 76V78H162V73L160 74ZM4 76V77H3ZM25 76H27V74L25 75ZM94 76V75H93ZM92 76V77H93ZM97 76V75H96ZM105 76H109V75H106V73H105ZM104 76V77H105ZM119 76V77H118ZM141 76V75H140ZM139 76V77H140ZM144 76V77H145ZM180 76V75H179ZM23 77V76H22ZM89 77V76H88ZM88 77H87V79H88ZM123 77H126V78H128L129 77V79L127 80V79H123ZM149 77V76H148ZM148 77H146V80H147V78ZM153 77H155V76H153ZM160 77H159V79H160ZM175 77V76H174ZM41 78V77H40ZM106 77L104 78V80H106L107 79ZM119 78V79H118ZM138 78V77H137ZM156 78V80H157V77H155ZM178 78V77H177ZM180 78V77H179ZM181 78H183V76H181ZM180 78V79H181ZM194 78V77H193ZM4 79V80H3ZM24 78H22V80H23ZM52 79V78H51ZM90 79V78H89ZM88 79V80H89ZM142 79H144L143 77H142ZM149 79V78H148ZM3 80V81H2ZM24 80H26V79H24ZM114 82H113V81ZM169 80V79H168ZM174 80H176V79H174ZM59 81V80H58ZM75 81H73V83L75 84ZM92 82V79L91 80H89L88 82L89 83H91ZM112 81V82H111ZM143 81V80H142ZM164 81H166V80H164ZM17 82L18 83H16V84H18L19 86H21L20 85V82L17 80ZM101 82V81H100ZM104 82V81H103ZM131 82V83H130ZM129 83L130 84H132V86L133 87H131V85H128L127 83V85H123L125 88H126V86L128 87V86H130V87H128V89H130L128 92V94H127V90L128 89H125L124 87V93H126L127 95H126V97H128V99L126 98V100H127V102H129L128 100H130V102L129 103H131L132 105H130V106H132V107H130L129 105H128V103L126 102V104H125V106L122 108L123 110H124V108H125V110H127V111H123L122 109V112L120 111L119 113L117 112L118 111V108L115 110V111H113L112 109H113V107H114V109H115V102H114V100L112 99L111 100V98H109V100H111V101H107L108 103H110L109 104V106L110 105H112V107L110 106H107L108 104L106 103V105H105V102H106V97L107 96H104L105 97V99H104V97H103V102H102V100H97V102L95 101V100H93L94 102L93 103H91V105L90 104H86V105H89V107L88 106H86L87 108L85 109V111H83V112H86L87 111V109L88 108H90L91 109V111H90V109H88L89 111H90V113L92 112V111H94V110H92V109H96V111H97V113H95V114H93L94 112H92V115L94 116H101L100 114V111L103 113L105 110H103L102 111V109H100V108H103V106H106V107H104L103 109H107L108 108V110L109 109H111L112 111H113V113H115V114H117V120H118V123L117 124H113L112 125V118H114V116H115V114H112V115H114V116H112L111 115V113H110V115L109 114H107V113H109V112H107L106 113V111L104 112V114L107 116H110V120H109V117H108V119L107 120H109L110 121V124L112 125L110 128L107 126L108 124H109V122L108 121H106V122H108V123H105V124H107V125H104L105 127H108L107 129H108V131H110V129L112 128V127H114L113 129L115 130V132H114V130L113 129H111V131L113 130V132L115 133L114 135H113V138L111 139V140H109V141H105V142H103L102 143V145H104L102 148H101V150L100 151H96V153L94 152V149H92L93 150V152H94V154H89V155H87L86 157H85V165H86V167H87V169H88V172H89V175H90V188L88 187V193L91 191V189H93V191H92V193H90V195L88 194V193H81V194H76L75 195V197L74 196H72V193H69L70 195L69 196H59L58 195V199L57 198H55V195H52V194H50V193H52V192H50V190H49V186H46V185H49V184H51L52 183V181H50V178L48 177V176H44L43 178H42V181L43 182H45V184L46 185H44V186H37L36 185V183L35 182H33V180L32 181H30L29 182V180L31 179L29 176L27 177H25V174H23L22 172H18L17 171V169H16V171L15 170H10V168L11 167H17L18 165L17 164H19V163H17L16 164V162H18V160L16 161L15 159V162H13V163H15L16 164V166H15V164L13 165V163H9L8 162V156H10V154L8 155V152L9 153H12L11 151H8L7 152V149L9 148V147H7V144L9 143V142H11L12 140L11 139H9L8 138V136L9 135H7L8 133L9 134H12V137L10 136V138H13L14 136H16L17 134L15 133V135H13V133H14V130L13 131H11V133H10V131L9 132H7V133H5L6 135H3V130L1 131V133H2V135L1 136H3V138L5 137V139L6 138H8L7 140H10L7 144H6V140H5V142H4V140H3V143H4V145H3V147H0L1 149L0 150H4V151H1L0 152V155L1 154H3V152H4V154L6 153L7 154V157L5 158L4 156H6V154L4 155H1V162H3V164H5L4 163V160L6 161L7 160V162H6V164L7 163H9L10 164V168H8V170L6 169V168H4V169H6V170H4L2 167H1V165H0V168L1 169H3L4 170V172L5 173H1L0 174V185H1V183H3V182H5L4 184H6V185H4V186H1V187H3V188H0V264H195V263H200V264H221V263H223L224 261V263L225 264H243L242 263V259L241 258H239V257H242V255H243V258L244 257H246L245 259H247L248 261H249V259H250V257L253 255H255L254 253H256L258 256H259V254L257 253V250L258 249H263L264 250V246H263V244H262V242H260L261 240H259V239H255L256 240V244L254 243V242H252V243H254L255 245H257L258 247L259 246H261V247H259V248H257V250H256V252L254 251H252L253 249L252 248H250L251 250H249V248L248 247H246V249L244 248L243 250H242V248L240 249V254H238L239 253V251H237V249H234V251H233V249L231 248V250L230 249H228V248H230L231 246L233 247V244H234V242L233 241H235V240H237V239H239V236H240V238H242L241 237V235L243 234L242 232L244 231V233L246 234V233H248V232H245V230L241 227V225L239 226V227H237L239 224H241L242 222H240V221H238V220H243L241 217L243 216V206H239V204H238V206H237V208H236V206L235 205H237V203L235 202H230L231 200H229V198H228V200L229 201H227V197L228 196H226V194L228 193V195H230V193L228 192V188H229V190H230V185L232 184V183H234V182H230V183H228L229 181H231L232 180V178H228V184H229V186H227V189H226V191L223 189L224 187H226V185L223 187V185H222V190H219L220 188H218V190L216 191L217 193H216V195H219V194H222V197L224 198L225 196H226V198H222L221 196H220V198L223 200H220L219 202L216 200V199H214L215 197L213 196L214 195V193H211V194H207V192H205V194H204V196L202 195H200V197H202V198H199L197 201H196V203H193V202H191L192 204H191V207H190V203L189 204H185V203H183V204H181L180 203V201H179V205L176 203V201H174L176 204H173V202L172 203H168L169 205H171V204H173V205H178V207H174L173 205H171L170 206V208L168 207V208H165L164 209V207L166 206H168L167 204H165L164 205V203H162L161 205H164V207L162 206H160L159 208L157 207V206H154L153 204L154 203H152L151 201H149L148 199H152V198H155V194H157V190H156V188H155V192L156 193H152L153 195H154V197H151V194H148V195H150V197L147 195V192H146V194L144 193V188L145 187H143V186H139L141 189V191H143V192H140V193H143L144 194V196H146V198L147 197H149V198H147V201L145 202L144 201V199L146 200V198L144 197L143 198V194L142 195H140V193H139V191L140 190H138V186L136 187V185H135V183L133 182V176L132 175H130L132 172H130L129 171V168L126 166V161H127V159L128 158H130L129 156H126V154H125V152H126V149H127V142H129V143H131V139L130 138H133L134 136H136V134H137V131H135V128H138V124L139 125H144L145 124V122H144V119L146 120V116L145 115H147V117H149V114H146V112L145 111H142L143 113H140L139 112V110H141L140 108H139V110H138V108H136V110L135 111H133L135 108H133V107H138L139 105H140V107H142V106H144V105H149L148 107L149 108H151L152 106H153V108L155 109V107H154V104H153V100L154 101H156L155 99H152L153 97V95L152 94H154V93H152L151 94V92H154V91H152V90H150L151 88H149L150 86H148V88L149 89H147L146 88V90H147V92L148 93H150V95L149 94H147L146 93V91H145V88L143 87V89H144V92H145V95H149V96H146V98H145V102H144V105H142L141 106V104H139V102L140 101H138V99H137V102H136V97L137 98H144L145 97V95H143V96H141L140 97V94L142 95V93H143V91H142V89L140 90V92H142V93H140L139 92V90H138V95H136V93L134 94V90H135V88L137 89V87H135L134 85H133V83H135L134 81H130ZM174 82V81H173ZM183 82V81H182ZM181 81H179V83H182ZM6 84L5 86H4V84ZM46 83V82H45ZM52 83V82H51ZM69 83V82H68ZM112 83V84H111ZM145 83H147V82H145ZM168 82H166V85H168L167 84ZM170 83V82H169ZM178 83V82H177ZM191 83V82H190ZM1 84H2V86L3 87H1ZM93 84V83H92ZM92 84H89L90 85V87L91 86H93ZM185 84V83H184ZM23 85V84H22ZM76 85V86H77ZM102 85H104L105 86V84H102ZM117 85H115V86H117ZM136 86H137V84H135ZM140 85V84H139ZM151 85V84H150ZM174 85V84H173ZM178 85V84H177ZM78 86V87H79ZM143 86V85H142ZM164 86H165V84H164ZM169 87L171 86V85H168ZM4 87H6V88H4ZM75 87V86H74ZM83 87H84V85H83ZM145 87H146V85H145ZM151 87H153V86H151ZM176 83H175V89H176ZM1 88H3L2 90H1ZM20 88V87H19ZM115 90V92L113 93V89ZM132 88V89H131ZM140 88H141V86H140ZM93 89V88H92ZM104 89V93H102L101 91ZM113 91H112V90ZM117 89V90H116ZM118 89H120L119 90V93H116V91H118ZM139 89V88H138ZM165 89H166V86H165ZM6 90V91H5ZM17 90V89H16ZM26 90V89H25ZM94 90V89H93ZM101 90V91H100ZM126 90V91H125ZM133 91V93H131L132 91ZM149 90V91H148ZM98 91V92H97ZM100 91V92H99ZM112 91V92H111ZM151 91V92H150ZM173 91V90H172ZM172 91H170L171 93H172ZM180 91V90H179ZM187 91V90H186ZM84 92H86V91H84ZM83 92V93H84ZM5 95H4V94ZM13 93V92H12ZM96 93V94H95ZM112 93V94H111ZM116 93V94H115ZM123 93V95H125ZM131 93V94H130ZM182 93V92H181ZM186 93V92H185ZM2 94H3V96H2ZM9 95V96H7V99H6V97H4V96H6V95ZM98 94V95H97ZM133 94L134 95H136V96H134V98L132 97L133 96ZM144 94V93H143ZM95 95V96H94ZM117 95H116V97H117ZM123 95H121V96H123ZM132 95V96H131ZM154 95H156V94H154ZM172 95H174V94H172ZM177 95L178 94H176L175 96H176V98H177ZM181 95V94H180ZM180 95H179V97H180ZM21 96H23V95H21ZM94 96V97H93ZM108 96H109V94H108ZM120 96V98H122ZM139 96V97H138ZM4 97V98H3ZM118 97H119V95H118ZM131 97L133 98V99H131ZM152 99V104L153 105H151L150 103H148V104H145L147 101H149V102H151L150 101V98ZM173 97V96H172ZM171 97V98H172ZM261 97V96H260ZM158 99H159V97H157ZM2 99V100H1ZM4 99V100H3ZM5 99H6V102H5ZM24 99V98H23ZM107 99H108V97H107ZM118 99V98H117ZM149 99V100H148ZM157 99V101H159ZM161 99H163V97L161 98ZM174 99H175V97H174ZM174 99H172V100H174ZM263 99V98H262ZM89 102H88V101ZM125 100V99H124ZM125 100V101H126ZM134 100H135V102H134ZM139 100H141L142 101V99H139ZM257 100H259L258 98H257ZM12 101L15 103V105H14V103H13V106H11L12 105ZM21 101V100H20ZM19 101V102H20ZM113 101V102H112ZM131 101H133V102H131ZM7 102L8 103H10V104H8V106H7ZM98 102H99V105H101V106H99V105H97L98 104ZM102 102V103H101ZM117 102H119V100L117 101ZM162 102H164V101H162ZM177 102V101H176ZM264 102V101H263ZM4 105H3V104ZM111 103H113V104H111ZM125 103V102H124ZM139 104V105H137V104ZM155 103V102H154ZM157 104H158V102H156ZM155 103V104H156ZM257 103V102H256ZM261 103V102H260ZM259 103V104H260ZM93 104V105H92ZM97 105V107H95L96 105ZM133 104H136L135 106H133ZM163 104H165V103H163ZM169 103L167 102V105H168ZM177 104V103H176ZM95 105V106H94ZM126 105H127V107H128V109H126L127 107H126ZM7 106V107H6ZM14 106H16V107H14ZM21 106V105H20ZM95 108H94V107ZM120 106V105H119ZM151 106V107H150ZM166 106V105H165ZM260 107H262L261 105H259ZM132 108V110L130 109V108ZM145 107V106H144ZM158 107V106H157ZM161 107V106H160ZM12 108H13V110H12ZM99 108V109H98ZM167 108H168V106H167ZM214 108V107H213ZM25 109V108H24ZM120 109V108H119ZM146 109V108H145ZM144 109V110H145ZM154 109H153V111H154ZM162 109V108H161ZM99 110V111H98ZM110 110V111H111ZM163 110V109H162ZM4 110H2L1 112L3 113H1L0 112V115H2L4 118H1L0 117V121L2 122H0L1 124H3L4 125V123L9 119L10 120V118H12V117H14V118H17L15 115H13V116H10V118H8L9 116L7 115V113H6V118H8L7 120H5V111L3 112ZM9 111V110H8ZM18 111V112H17ZM132 112V115H130L131 113L130 112ZM146 111H148V110H146ZM159 111H160V109L158 110L157 109V112H158V114H159ZM262 111H264V110H262ZM127 112V113H126ZM135 112V113H134ZM145 112V113H144ZM162 113H164L165 111H161ZM172 112V111H171ZM19 113H21V112H19ZM90 113H86L87 114V116H88V118L90 119V117H93V116H91V114ZM100 113V114H99ZM147 113H151V114H153V115H156L157 113H153L152 112V109L150 110V112H147ZM220 113V112H219ZM225 113V112H224ZM12 114H9V115H12ZM145 114V115H144ZM158 114H157V116H158ZM20 115V114H19ZM83 115H85V114H83ZM152 115V116H153ZM258 115V114H257ZM8 116V117H7ZM90 116V117H89ZM95 116L93 117V118H95ZM104 116V115H103ZM151 116V117H152ZM161 116H162V114H161ZM160 116V117H161ZM249 116H251V115H249ZM261 116V115H260ZM20 117V116H19ZM105 117V116H104ZM116 117V116H115ZM151 117H149V119H152L153 121H154V119H156V118H154V116L151 118ZM159 117V116H158ZM157 117V118H158ZM162 117H164V115L162 116ZM254 117V120L253 121H251V118H250V121H249V123H252V124H249V126L252 128L253 127V125H255L254 127H253V129L255 130L256 129V127H257V125H258V123H257V121L258 120H256L255 118H256V116H253ZM81 118H83V116L81 117ZM87 118V119H88ZM92 118V119H93ZM97 118V117H96ZM101 118V117H100ZM103 118V117H102ZM101 118V119H102ZM154 118V119H153ZM248 118V117H247ZM258 118V117H257ZM19 119V118H18ZM87 120L86 122H88V121H90V120ZM261 119V118H260ZM263 119V118H262ZM4 120V121H3ZM12 120H13V118H12ZM15 120V119H14ZM17 120V119H16ZM81 120H83V119H81ZM97 120V119H96ZM96 120H91L92 122H95ZM100 120V119H99ZM116 120V121H117ZM248 120V119H247ZM255 120H256V122H255ZM103 121H104V119H103ZM114 121V120H113ZM147 122L149 121L148 120V118H147V120H146ZM152 121V122H153ZM246 121V120H245ZM261 121H263V120H261ZM4 122V123H3ZM9 122V123H8ZM8 122H6L7 124H10L11 123V121H8ZM18 122V121H17ZM17 122H14V124H16ZM85 122V124H88V123H86ZM100 122V121H99ZM105 122V121H104ZM115 122V121H114ZM143 122H144V124H143ZM146 122V123H147ZM151 122V123H152ZM159 122V121H158ZM264 122V121H263ZM21 123V122H20ZM19 123V124H20ZM80 123H82V122H80ZM89 123H91V122H89ZM97 123H98V121H97ZM101 123V125H103V122H100ZM138 123V124H137ZM151 123H150V125H151ZM246 123V122H245ZM256 123V124H255ZM0 124V127L1 126H3V125H1ZM6 124V125H7ZM13 123H11L10 125H12ZM13 124V125H14ZM84 123H82V124H80V125H82V132H84V130L87 128V126L86 127H84L85 129H83V125ZM91 124H94V123H91ZM109 124V125H110ZM147 124H149V123H147ZM159 124V123H158ZM12 125V126H13ZM77 125H79V124H77ZM79 125V126H80ZM98 125V124H97ZM100 125V126H101ZM137 125V126H136ZM149 125V126H150ZM238 125V124H237ZM245 125V124H244ZM261 125V124H260ZM259 125V126H260ZM75 126V125H74ZM94 126V125H93ZM103 126V128L105 129V127ZM258 126V127H259ZM261 126H264V123H263V125H261ZM4 127V126H3ZM8 127H11V126H7V129H9ZM18 127V126H17ZM17 127H16V130H17ZM90 127V126H89ZM88 127V128H89ZM95 127V129H93L94 131L95 130H98V129H96V126H94ZM94 127H92L91 126V128H94ZM140 127V126H139ZM142 127V126H141ZM148 127V126H147ZM5 128H6V126H5ZM78 128V130H79V132L81 131L80 129ZM101 128H102V126H101ZM100 128V129H101ZM143 128V127H142ZM145 128H146V126H145ZM262 128H264V127H262ZM13 129V128H12ZM15 129V128H14ZM76 129V128H75ZM99 129V130H100ZM106 129V130H107ZM6 130V129H5ZM5 130H4V132H5ZM78 130H76L77 132H78ZM87 130H91V129H87ZM103 130V129H102ZM141 130V129H140ZM105 131V130H104ZM148 131V130H147ZM263 131H264V129H263ZM81 132V133H82ZM85 132H87V133H89V131H85ZM84 132V133H85ZM93 132V131H92ZM92 132H91V134H92ZM97 132V131H96ZM106 133H107V135H108V132L107 131H105ZM104 132V133H105ZM146 132V131H145ZM140 133V132H139ZM153 133V132H152ZM194 133H196V132H194ZM79 134V133H78ZM78 134H76L75 135V137L73 138V140H75V138H80V137H83L84 138V136H83V133H82V136H78ZM90 134V135H91ZM110 134H111V132H110ZM146 134V133H145ZM245 134V133H244ZM19 135V134H18ZM87 135H89V134H87ZM106 135V134H105ZM112 135V134H111ZM141 135V134H140ZM150 135H152V134H150ZM196 135V134H195ZM200 135V134H199ZM250 135V134H249ZM94 136V135H93ZM92 136V137H93ZM100 136V135H99ZM103 137H104V135H102ZM146 136V135H145ZM261 136H262V134H261ZM110 137V136H109ZM144 137V136H143ZM16 137H14L13 139H15ZM89 138V137H88ZM107 138V136L105 137V140H107L106 139ZM140 138V137H139ZM188 138V137H187ZM17 139H19V138H17ZM261 138L259 137V140H260ZM78 140H81V139H78ZM89 140V139H88ZM99 140V138L98 139H96V142ZM101 140V139H100ZM133 141H134V138L132 139ZM264 141V135H263V138L260 140V142L261 141ZM15 141V140H14ZM71 141V140H70ZM77 141V140H76ZM83 141V140H82ZM81 141V142H82ZM94 141V140H93ZM146 141V140H145ZM221 141V140H220ZM235 141V140H234ZM262 141V143L264 144V142ZM13 142V141H12ZM17 142V141H16ZM16 142H15V145H17L16 144ZM80 142V141H79ZM80 142V143H81ZM141 142H142V140H141ZM242 142V141H241ZM259 142V143H260ZM18 144H19V142H17ZM70 143V142H69ZM73 143H74V141H73ZM89 143H92V141L91 142H89ZM89 143H87V144H89ZM262 143H260V146L258 147V148H256V153L254 154V153H252L253 154V156H255V157H257L258 158V155L259 154H261L260 156H259V158L257 159L258 161H256V163H262L263 161H264V154H263V151H264V145L262 146ZM12 144V143H11ZM14 144V143H13ZM76 144V143H75ZM77 144H79L78 142H77ZM96 144V143H95ZM99 144V142L97 143V145ZM145 144V143H144ZM183 144H184V142H183ZM197 144V143H196ZM232 144V143H231ZM20 145V144H19ZM92 145V144H91ZM97 145H95V146H97ZM143 145V144H142ZM149 145V144H148ZM175 145V144H174ZM237 145V144H236ZM252 145H253V143H252ZM6 146V147H5ZM10 146V145H9ZM68 146V145H67ZM76 146V145H75ZM79 146V145H78ZM145 146V145H144ZM16 148L17 149V147L18 146H13L12 145V147H11V149L12 148ZM27 147V146H26ZM161 147V146H160ZM242 147V146H241ZM257 147V146H256ZM263 148V149H261V148ZM19 148V147H18ZM71 148H73V147H68V149H70L71 150ZM76 148V147H75ZM74 148V149H75ZM82 148V147H81ZM142 148V147H141ZM10 149V150H11ZM21 149V148H20ZM65 149H67V148H65ZM95 149H97V148H95ZM240 149V148H239ZM251 149V148H250ZM259 150V152H257L258 150ZM15 150V149H14ZM91 150V149H90ZM99 150V149H98ZM263 150V151H262ZM16 152H14V153H16V154H21V151H20V153H17V151H18V149L17 150H15ZM25 151V150H24ZM227 151V150H226ZM235 151V150H234ZM238 151V150H237ZM243 151V150H242ZM262 153H261V152ZM19 152V151H18ZM27 152V151H26ZM68 152H72V151H69L68 150ZM77 152V151H76ZM90 152V151H89ZM144 152V151H143ZM142 152V153H143ZM255 152V151H254ZM22 153H23V150H22ZM151 153V152H150ZM234 153V152H233ZM258 153V154H257ZM25 154V153H24ZM68 154V153H67ZM145 154V153H144ZM245 154H247V153H245ZM244 154V156L247 158V161L248 160H251V159H248V157L249 158H251V155L249 154V156L247 157V155H245ZM32 155V154H31ZM61 155V154H60ZM63 155V154H62ZM70 155V154H69ZM3 156V157H2ZM21 156V155H20ZM27 156H28V153H27ZM29 156H30V154H29ZM35 156V155H34ZM132 156V155H131ZM148 156V155H147ZM214 156V155H213ZM262 156H263V158H262ZM14 157H16V156H14ZM22 157V159L23 160H21L22 162L25 160V158L23 157V156H21ZM65 157V156H64ZM143 157H144V155H143ZM153 157V156H152ZM245 157H243V160H244V158ZM254 157V158H255ZM2 158H4V159H2ZM10 158L11 157H9V160H10ZM17 158H19V157H17ZM27 158V157H26ZM68 158V157H67ZM155 158V157H154ZM234 158V157H233ZM242 158V157H241ZM246 158H245V160H246ZM262 159V161H259V159ZM35 159V158H34ZM52 159H54V158H52ZM57 159V158H56ZM70 159V158H69ZM71 159H72V156H71ZM151 159H153V158H151ZM20 160V159H19ZM146 160V159H145ZM148 160V159H147ZM219 160V159H218ZM242 160V159H241ZM241 161V162H244V161ZM254 160H256V159H254ZM253 160V157H252V161H254ZM13 160L11 159V162H12ZM26 161V160H25ZM31 161V160H30ZM66 161V160H65ZM144 161V160H143ZM142 161V162H143ZM233 162H234V160H232ZM240 161V160H239ZM246 161V162H247ZM29 162V161H28ZM134 162H136V161H134ZM139 162V161H138ZM151 162V161H150ZM157 162V161H156ZM219 162V161H218ZM235 162H237V161H235ZM255 162V161H254ZM209 163V162H208ZM232 163V162H231ZM27 164V163H26ZM30 164V163H29ZM36 164V163H35ZM146 164H148V163H146ZM234 164H239V162L238 163H234ZM241 164V163H240ZM248 164H249V161H248ZM254 164V163H253ZM8 165V164H7ZM6 165V166H7ZM51 165V164H50ZM149 165V167H151L152 165H153V163H152V165L150 166V164H148ZM147 165V166H148ZM244 165V164H243ZM258 165V164H257ZM9 166V165H8ZM23 166V165H22ZM246 166V165H245ZM249 166V165H248ZM248 166H247V168H248ZM253 167V169H252V172L250 171V169ZM249 168L250 169H246L245 168V171H243L242 170V168H241V171H243V174H246V172H249L250 171V174L252 173L253 174V170H255L256 169V166L254 167L253 165H251ZM32 167V166H31ZM139 167V166H138ZM148 167V168H149ZM153 167V166H152ZM151 167V168H152ZM231 167H232V164H231ZM234 167H236V166H234ZM234 167H232V168H230V170H229V172H231V173H234V172H236V171H234ZM239 167H241V166H239ZM238 167V165H237V168H239ZM243 167V166H242ZM263 167V166H262ZM20 168V167H19ZM21 168H24V167H21ZM65 168V167H64ZM142 168H145L144 167V164H143V167ZM141 167H140V169H142ZM148 168L146 169V170H148ZM259 168V167H258ZM264 168V167H263ZM0 169V170H1ZM25 169V168H24ZM161 169H162V167H161ZM231 169H232V171H231ZM243 169H244V167H243ZM32 170V169H31ZM35 170V169H34ZM33 170V171H34ZM46 170V169H45ZM143 170V169H142ZM146 170L144 171V172H146ZM151 170V169H150ZM237 170V172H238V169H236ZM259 171H260V169H258ZM25 171V170H24ZM38 171H39V169H38ZM47 171V170H46ZM239 171H240V168H239ZM240 171V172H241ZM0 172H3V171H0ZM40 172V171H39ZM76 172V171H75ZM141 172V171H140ZM236 172V173H237ZM245 172V173H244ZM58 173V172H57ZM130 173V174H129ZM148 173V172H147ZM157 173V172H156ZM230 173V174H231ZM236 173H234V174H236ZM29 174V173H28ZM135 174V173H134ZM142 174V173H141ZM140 173L138 174V175H141ZM229 174V177H231V175H233V174H231L230 175ZM241 173H239V175H240ZM256 174V173H255ZM259 174V173H258ZM34 175V174H33ZM32 175V176H33ZM148 175V174H147ZM160 174H158V176H159ZM247 175H249V173L247 174ZM35 176V175H34ZM156 176V180L158 181V177H157V175H154V177ZM209 176V175H208ZM212 176V175H211ZM224 176V175H223ZM234 176V175H233ZM245 176V175H244ZM244 176H242L241 175V177L242 178H244ZM253 176V178L256 176H254V175H251V177ZM141 177V176H140ZM149 177V176H148ZM162 178H164L163 176H161ZM227 177V176H226ZM237 177H239L238 175H237ZM250 176L248 177V180H246V182L244 181V179L243 180H241L242 181V185L244 186V184L246 183H248V182H250V178H251ZM257 177V176H256ZM260 177V176H259ZM26 178H30L28 181L26 180ZM159 178H160V176H159ZM207 178V177H206ZM210 178V177H209ZM245 178H247V176H245ZM263 178V177H262ZM261 178V179H262ZM5 179V180H4ZM33 179V178H32ZM135 179H136V177H135ZM139 179H141V178H139ZM150 179V178H149ZM208 179V178H207ZM250 179V180H249ZM152 180V179H151ZM202 180V178L200 179V181ZM235 179H233V181H234ZM239 181V183H241L240 182V177H239V179H237L236 178V185H237V183H238V181ZM256 180V179H255ZM63 181V179H59V180H56V182L58 183V182H62ZM139 181H141V180H139ZM161 181V179L159 180V182ZM223 181H225V180H223ZM245 183H244V182ZM248 181V182H247ZM256 181H258V180H256ZM79 182V181H78ZM137 182V181H136ZM142 182H143V178H142ZM206 182V181H205ZM225 182V183H226ZM71 184L70 185H72V186H76V182L75 181H73V182H70ZM161 183H163V181L161 182ZM204 183V181L202 182V184ZM238 183V185L240 186L241 184H239ZM151 184H153V183H151ZM160 184V183H159ZM246 184H245V186H246ZM253 184V183H252ZM3 185V184H2ZM142 185V184H141ZM158 184H157V182H156V185L155 186H157ZM162 185V184H161ZM209 185V184H208ZM248 185H250V184H248ZM246 186V188H248V187H250V186ZM81 186V185H80ZM87 186H89L88 184H87ZM150 186V185H149ZM160 186V185H159ZM234 186H235V183H234ZM243 186H242V191L240 192V193H242L243 191V194L245 193V186H244V188H243ZM86 187V186H85ZM241 187V186H240ZM240 187H238V189L240 188ZM260 187V186H259ZM51 188V187H50ZM149 188L150 187H148V190H149ZM157 188H159V187H157ZM217 188V187H216ZM233 188V184H232V186H231V189ZM236 188V187H235ZM252 188V187H251ZM62 189V188H61ZM67 189V188H66ZM74 189V188H73ZM83 189H85V188H83ZM152 189H153V187H152ZM56 190H58L59 191V188L58 189H56ZM81 190V189H80ZM145 190H146V188H145ZM150 190H151V188H150ZM158 190H160V189H158ZM224 190V191H223ZM241 190V189H240ZM250 190V189H249ZM248 189L246 190V191H249ZM52 191V190H51ZM69 191V190H68ZM71 191V190H70ZM73 191V190H72ZM71 191V192H72ZM97 191V194H99V191H102V193L104 192L105 194L107 193L108 195H110V196H113V197H115V198H117L118 199V201L117 202H115V200L113 201V199L111 200V199H109V201H110V203H108L109 201H107L108 199L107 198H105L104 200H102L100 197L98 198V201H92L91 199L92 198H94V195H96V194H94L95 192ZM154 191V190H153ZM213 191V190H212ZM219 191H222V192H224V195L225 196H223V193L222 192H219ZM232 191V190H231ZM75 192V191H74ZM73 192V193H74ZM152 192V191H151ZM203 192V191H202ZM219 192V193H218ZM56 193V192H55ZM101 193V192H100ZM149 193H150V191H149ZM233 194H234V192H232ZM240 193H239V195H240ZM207 194V195H206ZM233 194H232V196H233ZM246 194V193H245ZM68 195V194H67ZM86 195H89V196H93V197H88V196H86ZM152 195V196H153ZM160 195V194H159ZM163 195V194H162ZM208 195H210L209 196V198L207 197ZM242 195V194H241ZM252 195V194H251ZM254 195V194H253ZM57 196V195H56ZM98 196V195H97ZM206 196V197H205ZM211 196H213V198H211ZM232 196H230V197H232ZM243 196H245V195H243ZM60 197V198H59ZM141 197V198H140ZM197 197V196H196ZM241 197V196H240ZM143 198V199H142ZM205 198V199H204ZM100 199V200H99ZM116 199V200H117ZM164 199V198H163ZM201 199H204L203 201L201 200ZM236 199V198H235ZM248 199H250V198H248ZM94 200H96V199H94ZM107 202H106V201ZM200 200V201H199ZM153 201V200H152ZM194 201V200H193ZM237 201V200H236ZM240 201H242V199L240 200ZM249 201V200H248ZM251 201V200H250ZM147 203L145 206L146 207H142L145 203ZM151 202V203H150ZM158 202V201H157ZM167 202V201H166ZM169 202V201H168ZM225 202H227V204L225 203ZM198 203V204H197ZM229 203H231V204H229ZM244 203V202H243ZM252 203V202H251ZM152 206H151V205ZM180 204H181V206H180ZM196 204V205H195ZM235 204V205H234ZM249 204V203H248ZM147 205L149 206H151L153 209H155V210H150L151 209V207L149 208V207H147ZM159 205H160V200H159ZM186 207H185V206ZM228 205H230V206H228ZM241 205V204H240ZM245 205V204H244ZM247 205V204H246ZM260 205V204H259ZM175 208H173V207ZM180 206V207H179ZM183 206V207H182ZM155 207H157L158 208V210L155 208ZM188 207H189V209H188ZM216 207L218 208V210L216 209ZM228 207V208H227ZM246 207V206H245ZM249 206H247V208H248ZM148 208V209H147ZM176 208H178V209H176ZM179 208H180V210H179ZM187 208V209H186ZM230 208V209H229ZM232 208V209H231ZM184 209H186V213H187V211L188 210H190V212L188 211V213L189 214H187L188 215V217L186 216V213H185V210ZM216 209V210H215ZM219 209H220V211H219ZM222 210H224V211H222ZM232 210V211H231ZM234 210V211H233ZM235 210H237L236 212H235ZM246 210V209H245ZM249 210V209H248ZM156 211V212H155ZM230 211H231V213H230ZM239 211V212H238ZM238 213H240V215H238ZM262 214H263V212H261ZM236 215V216H235ZM263 216V215H262ZM187 217V218H186ZM240 217V218H239ZM250 217V216H249ZM189 218V219H188ZM235 220H234V219ZM243 218H245V217H243ZM247 218V217H246ZM255 218V217H254ZM236 221H237V223H236ZM244 221H245V219H244ZM249 221V220H248ZM246 223V222H245ZM158 225V226H157ZM235 225V226H234ZM176 226V227H175ZM256 226V225H255ZM258 226H260L259 224H258ZM153 227H157V229H156V232H154L155 231V229L153 230L152 229V232H150L149 233V230L151 229V228H153ZM173 227H175V228H173ZM232 227V228H231ZM236 227H237V229H236ZM262 227V226H261ZM173 228V229H172ZM232 230H231V229ZM234 228V229H233ZM239 229V230H238ZM241 229V230H240ZM245 229H247V228H245ZM254 229V228H253ZM261 229V228H260ZM229 230H231L232 231V233L229 231ZM235 230H236V232H235ZM258 230H259V227H258ZM263 230H264V228H263ZM238 231V232H237ZM252 231V230H251ZM255 231H257V230H255ZM254 231V232H255ZM261 231V230H260ZM154 232V233H153ZM230 232V233H229ZM263 232V231H262ZM149 233V234H148ZM153 235H152V234ZM237 233H239L238 235H237ZM152 236H151V235ZM231 234V238H233V239H235V240H233V241H231V239H230V237H228V239H226L227 238V236H229ZM235 234V236H233ZM148 235H150L151 237H152V240H147V238H146V236H148ZM244 235V234H243ZM251 236H252V233H251ZM262 236V235H261ZM226 237V238H225ZM234 237H237V238H234ZM148 238L150 239V237L148 236ZM225 238V239H224ZM253 238V237H252ZM262 238H264V236L262 237ZM144 239H146L145 240V242L143 241ZM221 239H223V240H221ZM230 239V240H229ZM243 239V238H242ZM248 239H249V237H248ZM221 242H220V241ZM227 240V241H226ZM254 240V239H253ZM263 240V239H262ZM225 242V243H223V242ZM231 241V242H230ZM244 242H245V240H243ZM259 243H258V242ZM218 242H220V243H222V245H218ZM227 242H230V243H227ZM233 242V243H232ZM237 242V241H236ZM240 243H241V241H239ZM238 243V242H237ZM247 243V242H246ZM262 244V245H258V244ZM144 244V245H143ZM225 244H227V245H225ZM239 244V243H238ZM243 244H245V243H243ZM250 244H251V242H250ZM218 245V246H217ZM224 245V246H223ZM235 245H236V243H235ZM141 246H145L144 248L142 247V249H141ZM219 247L220 248V246H222L223 247V249H222V247L220 248V251H219V249H217V247ZM245 246V245H244ZM256 246V247H257ZM235 247H237V246H235ZM235 247H233V248H235ZM255 247V248H256ZM239 248H240V246H239ZM248 248V249H247ZM253 248H254V246H253ZM221 249H222V251H221ZM228 249V250H227ZM218 250V251H217ZM242 250V251H241ZM245 250H246V253H245ZM214 251H216V254H217V256H214V258H213V256H212V253H215ZM230 251V252H229ZM233 251V252H232ZM236 251V252H235ZM247 251H248V253H247ZM251 251L253 252V253H251ZM258 251H260V250H258ZM217 252H219V253H217ZM230 255L231 254V252H232V254H233V256H235V257H231V255H230V257H228L229 255H227V253ZM261 252H263V251H261ZM222 253H224L227 257H224V256H222V257H224V261L223 260H221L220 261V263H219V260L218 259H223L222 257H220L221 256V254ZM236 253V254H235ZM243 253V254H242ZM249 253H251L250 255H249ZM215 254V255H216ZM235 254V255H234ZM242 254V255H241ZM220 255V256H219ZM238 255V256H237ZM240 255V256H239ZM257 255L255 256L256 258V260H258V261H256L255 259H253V260H255L254 262H253V260H251L252 261V264L254 263V264H261V259L263 260V263L262 264H264V254H262L261 256H259V257H257ZM219 256V257H218ZM215 257H216V259H215ZM263 257V258H262ZM228 258V260H226V259ZM230 258V259H229ZM253 258V257H252ZM258 258V259H257ZM259 258H260V260H259ZM198 260H199V262H198ZM216 260V261H215ZM218 260V261H217ZM247 260H245V264H246V261ZM248 261H247V263H248ZM250 261V262H251ZM256 262V263H255ZM249 264V263H248ZM251 264V263H250Z\"/></svg>",
    "mask_w": 264,
    "mask_h": 264
}]
</instances>
